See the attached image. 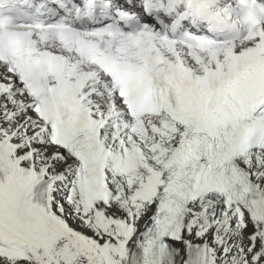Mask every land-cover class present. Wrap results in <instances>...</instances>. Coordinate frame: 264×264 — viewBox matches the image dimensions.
<instances>
[{
    "label": "snow or ice",
    "instance_id": "obj_1",
    "mask_svg": "<svg viewBox=\"0 0 264 264\" xmlns=\"http://www.w3.org/2000/svg\"><path fill=\"white\" fill-rule=\"evenodd\" d=\"M0 264H264V0H0Z\"/></svg>",
    "mask_w": 264,
    "mask_h": 264
}]
</instances>
